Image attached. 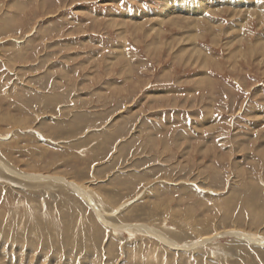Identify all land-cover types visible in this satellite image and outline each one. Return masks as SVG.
Segmentation results:
<instances>
[{"label": "rangeland", "instance_id": "374dc122", "mask_svg": "<svg viewBox=\"0 0 264 264\" xmlns=\"http://www.w3.org/2000/svg\"><path fill=\"white\" fill-rule=\"evenodd\" d=\"M0 264H264V0H0Z\"/></svg>", "mask_w": 264, "mask_h": 264}, {"label": "water", "instance_id": "95a60500", "mask_svg": "<svg viewBox=\"0 0 264 264\" xmlns=\"http://www.w3.org/2000/svg\"><path fill=\"white\" fill-rule=\"evenodd\" d=\"M238 236L243 237V235H241V234H238Z\"/></svg>", "mask_w": 264, "mask_h": 264}]
</instances>
